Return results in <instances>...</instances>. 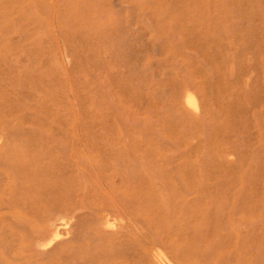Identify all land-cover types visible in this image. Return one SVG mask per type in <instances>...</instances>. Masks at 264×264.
Wrapping results in <instances>:
<instances>
[{"label":"rangeland","instance_id":"rangeland-1","mask_svg":"<svg viewBox=\"0 0 264 264\" xmlns=\"http://www.w3.org/2000/svg\"><path fill=\"white\" fill-rule=\"evenodd\" d=\"M115 1L0 0L4 264H51L31 244L43 220L63 217L55 200L72 190L78 199L79 170L99 162L113 173L109 194L125 190L133 158L149 163V221L137 220L147 242L151 229L193 248L185 228L171 229L169 207L195 196L214 216L198 260L257 264L259 253L264 264V0ZM87 189L90 233L100 193ZM228 212L240 231L230 232Z\"/></svg>","mask_w":264,"mask_h":264},{"label":"bare ground","instance_id":"bare-ground-1","mask_svg":"<svg viewBox=\"0 0 264 264\" xmlns=\"http://www.w3.org/2000/svg\"><path fill=\"white\" fill-rule=\"evenodd\" d=\"M94 1L96 6L100 4V0ZM131 2L136 3V0H131ZM115 4L116 6L122 7L120 0H116ZM101 17L102 16H100V18ZM67 57L68 56H66V58ZM185 101L187 106L192 109L194 113L199 115L201 107L197 98L190 95L186 97ZM129 164L128 177L133 185H129L125 190L117 192L112 196L109 194L108 189L111 188L113 182V173H108L106 165L99 162L95 165V168L94 165H89L83 166L79 170L78 177L80 181L76 182L77 186H79L77 195L79 200L75 199V201L73 200L72 202L73 190L70 192L66 191L64 195L57 198L55 201H58V208L63 214V217L57 219V217L53 216L43 220V231L38 236V242L31 244L34 249H38L37 251L44 260L47 258L48 261L50 260L51 264H208L206 262L202 263L198 260V257L202 253L200 252L202 248V244L200 245V233L201 230H203V226L208 228L207 225H209V223L207 224V222L212 216V213L208 211L207 213H201L202 211H199V202L195 196L187 201L176 196L174 200L170 202L169 208H171L172 211L168 210L171 211V213L169 212L170 214L168 213L171 218V229L174 232H178L185 228L187 233L194 239L193 248H178L170 242L167 243L166 237L163 234L158 232L153 233L151 231L150 222L148 224L152 239L147 242L143 236V229L137 220L146 219L149 221V215L143 212L149 205L144 201L142 193V182L148 175L150 176L149 163L141 158H133L129 161ZM124 166L126 165L122 161L117 162L116 167ZM115 170L116 168H114L113 172H115ZM176 178L178 185L185 189L184 194L187 193L188 179L185 174L177 173ZM89 183L93 186L95 194L100 193V195L97 196L99 216L97 220L95 219V228L90 233L81 223L87 211L82 200L84 197L89 196V190L87 189ZM237 201L238 199L234 201V203L236 204ZM230 206V208L228 207L230 210L232 206H235L236 210L239 209L237 208L238 205L230 204ZM235 209L233 208L232 210ZM236 210V214L238 211L240 212V209ZM218 212L222 214L221 212L225 213L226 211L223 209ZM220 216L218 217L219 220ZM218 218L214 220L217 219L218 221ZM235 220V216L228 212L224 222H231L232 227L230 226V232L232 228H236L237 231L242 229L243 225H239ZM220 221H222V218ZM220 223L219 226L221 225ZM225 223L224 225H226ZM211 226H213V224H211ZM205 230L208 231V229ZM203 233L204 232L201 234L203 235ZM205 234L207 235L209 233ZM3 237L4 230L0 229L1 241ZM203 238L206 239L208 237L203 236ZM203 238H201V240ZM223 241L224 240L221 241V244H223ZM208 246H210V244H208ZM213 246L211 245L208 248L213 249ZM167 247L174 250L173 256H169L166 250ZM223 247L224 249H228L225 246ZM215 252L216 251L213 250L212 254H215ZM259 257L260 254L258 253L257 264H260ZM0 264H4L2 252H0Z\"/></svg>","mask_w":264,"mask_h":264}]
</instances>
